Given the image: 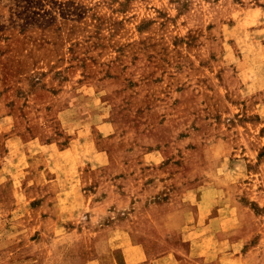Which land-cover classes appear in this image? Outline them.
Returning a JSON list of instances; mask_svg holds the SVG:
<instances>
[{
    "label": "rangeland",
    "instance_id": "obj_1",
    "mask_svg": "<svg viewBox=\"0 0 264 264\" xmlns=\"http://www.w3.org/2000/svg\"><path fill=\"white\" fill-rule=\"evenodd\" d=\"M0 264H264V0H0Z\"/></svg>",
    "mask_w": 264,
    "mask_h": 264
}]
</instances>
